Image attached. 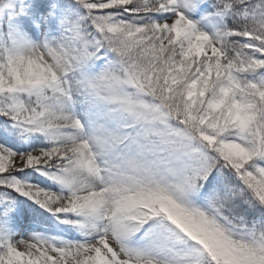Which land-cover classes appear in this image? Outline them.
I'll return each instance as SVG.
<instances>
[{
	"label": "snow or ice",
	"instance_id": "1",
	"mask_svg": "<svg viewBox=\"0 0 264 264\" xmlns=\"http://www.w3.org/2000/svg\"><path fill=\"white\" fill-rule=\"evenodd\" d=\"M0 264H264V0H0Z\"/></svg>",
	"mask_w": 264,
	"mask_h": 264
}]
</instances>
